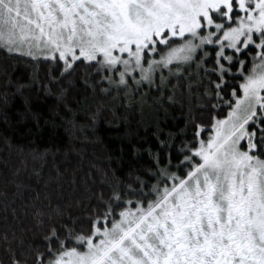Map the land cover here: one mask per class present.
<instances>
[{
	"label": "snow or ice",
	"instance_id": "6c2138e0",
	"mask_svg": "<svg viewBox=\"0 0 264 264\" xmlns=\"http://www.w3.org/2000/svg\"><path fill=\"white\" fill-rule=\"evenodd\" d=\"M0 50L51 61L60 99L59 79L79 76L93 94L141 108L177 104L186 116L165 139L157 127L143 177H109L94 164L95 174L68 176L55 163L45 177L46 149L31 153L40 161L32 186L5 158L0 264H264V0H0ZM3 75L5 105L9 86L23 95L39 84L36 71L28 83ZM100 110L77 129L81 159L83 145L100 139L86 132Z\"/></svg>",
	"mask_w": 264,
	"mask_h": 264
},
{
	"label": "trees",
	"instance_id": "16d2710c",
	"mask_svg": "<svg viewBox=\"0 0 264 264\" xmlns=\"http://www.w3.org/2000/svg\"><path fill=\"white\" fill-rule=\"evenodd\" d=\"M51 63L43 58L34 61L28 56L9 54L0 50V92L4 91L5 68L14 82L28 83L34 71L39 78V84L32 83L31 87L22 90L23 95L19 93L13 95L15 88L9 86L8 103L5 105L0 102V168L4 167L5 158L8 159L11 170L20 167L17 182L36 186L35 177H30L29 174L34 167L40 168V161H33L31 153L44 152L46 149L49 152L42 173L45 177L52 170L53 163L62 171L66 169L65 174L68 176L73 172L79 174L81 170L87 172L94 164L97 168L107 171L109 177L112 176L113 170L115 176L122 180H129L137 175L143 177L152 166V159L146 149L151 147L152 151H156L159 148L157 138L153 135L157 127L161 130L160 139H165L166 133H177L179 129L185 127V111L177 104L170 105L166 102L163 108L156 105L150 108L149 104H144L141 108L137 101L129 102L122 94L105 95L99 88L94 94L90 88L85 91L87 86L82 83L79 76L73 78L70 85L59 79V84L67 88L66 94L60 99L58 83L48 82L47 74ZM250 66L249 63L248 67ZM51 72L53 76L59 78L57 68H52ZM45 83H49L50 93L46 92ZM98 107L101 110L97 116L95 133L91 130L86 132L90 138L97 135L100 139L83 145L84 158L81 159L76 151L81 149V143L76 138L79 136L77 129L81 124L91 123L90 114L95 113ZM200 111L197 109V112ZM224 114L226 115V109ZM198 118L207 120L208 117L205 113ZM73 124L76 125V129L73 128ZM187 131L190 135L191 128L189 127ZM3 137H7L14 146L11 155ZM132 145L139 151H134ZM21 158L25 160L26 168L21 165ZM91 170L95 174L96 168ZM52 174L54 175V171ZM14 190V185L9 184V193ZM25 194L27 195V190ZM29 220L30 218L23 220L22 225L31 228ZM8 222L17 225L11 214L8 216ZM3 225L4 221L0 220V230ZM32 231L37 230L32 228ZM20 235L28 240L31 239L32 233L21 234L17 227V236ZM41 236L42 233L37 231L36 240L39 241ZM18 242L12 241L13 246Z\"/></svg>",
	"mask_w": 264,
	"mask_h": 264
}]
</instances>
